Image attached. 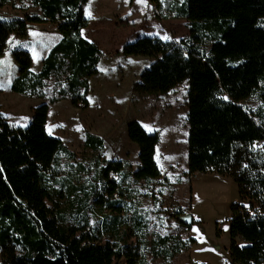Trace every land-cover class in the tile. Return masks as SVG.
<instances>
[{
    "label": "trees",
    "instance_id": "trees-1",
    "mask_svg": "<svg viewBox=\"0 0 264 264\" xmlns=\"http://www.w3.org/2000/svg\"><path fill=\"white\" fill-rule=\"evenodd\" d=\"M9 0H0V6ZM39 13L0 18V57L10 35L26 37L29 24L53 23L59 39L41 60L39 71H31L27 50L15 48L11 55L18 66L10 83L14 93L33 94L42 81L55 75L63 81L53 104L69 100L75 108L88 106L89 77L97 72L101 56L98 46L82 36L89 19L84 16L87 0H29ZM154 2V0H150ZM156 6H158L156 4ZM175 15L187 21L188 35L175 42L158 36H141L123 44L122 55L152 58L142 70L133 92L158 95L169 92L190 78L205 76L204 63L213 71L224 62H240L248 72L229 90L231 99L211 100L201 92L188 95L187 168L188 173H217L230 178L241 201H255L259 209L245 213L242 204L230 206L228 257L230 264H264V0H183ZM210 41L208 55L200 49ZM204 62V63H203ZM245 82H251L244 86ZM246 85V84H245ZM246 87L245 89H243ZM258 93L261 109L253 111L238 103L240 94ZM48 105L33 108L25 126L11 125L0 113V258L2 264H136V246L123 242H99L82 225L60 223L59 205L54 197L60 191L52 185L58 167L57 154L71 152L61 140L46 131ZM128 139L138 147V166L131 173L136 180L160 176L155 160L156 132H148L136 120L126 125ZM84 145L97 151L103 140L86 133ZM124 172V162L107 160L99 173L103 187L83 190V204L93 197L114 214L122 208L108 202L100 191L112 197L118 185L111 173ZM76 190L75 187L72 190ZM52 205H50V204ZM140 220L135 218L133 223ZM242 239L245 244L238 245ZM182 247L170 236H158L150 250L157 256L171 257ZM157 250V251H156ZM199 264V263H196Z\"/></svg>",
    "mask_w": 264,
    "mask_h": 264
},
{
    "label": "rangeland",
    "instance_id": "rangeland-1",
    "mask_svg": "<svg viewBox=\"0 0 264 264\" xmlns=\"http://www.w3.org/2000/svg\"><path fill=\"white\" fill-rule=\"evenodd\" d=\"M182 1L87 0L84 16L89 23L81 33L98 46L101 56L97 72L88 80L85 109L73 107L67 99L48 103L63 85L55 75L43 80L33 94L10 90V83L18 72L12 50H27L31 57L30 69L37 73L42 58L59 39L55 24L31 23L26 37L10 35L0 57V113L11 125L25 126L33 108L47 103L46 131L59 138L71 152L70 156L57 154L58 167L53 172L52 185L61 194L54 197L59 205L60 223L82 225L87 220V229L99 242H126L136 246L140 253L136 264H230L224 253L230 240V206L246 201L238 198L236 184L228 177L211 172L188 173V95L197 80L192 95L200 91L211 100L231 99L229 90L237 91L235 84L247 75L246 68L240 62H224L211 71L203 62L205 76L202 78L192 77L165 94L139 95L133 92L134 86L142 70L153 60L120 53L123 44L141 36L162 39L167 36L164 40L175 42L187 37V21L176 17L172 9ZM25 13L36 14L39 10L29 0H9L0 6V18L22 17ZM209 46L208 39L200 44L205 56ZM249 83L245 82L244 86ZM240 97L238 103L244 108L262 110L258 93L248 91ZM131 120L158 135L155 160L160 176L156 179L136 180L131 175L138 166V147L126 133V125ZM86 133L99 136L103 140L102 148L97 151L87 148ZM107 160L124 162V172L111 173L109 177L117 183L118 191L112 197L100 191L108 202L121 205L120 212L115 214L97 204L95 197L85 204L82 202V187L85 190L103 187L99 169ZM201 175L206 178L200 179ZM186 216L192 218L190 225L182 222ZM135 218L140 220L138 224L133 223ZM158 236H170L184 247L171 257L157 256L150 247ZM236 242L245 244L242 239ZM121 264H125L123 260Z\"/></svg>",
    "mask_w": 264,
    "mask_h": 264
},
{
    "label": "built area",
    "instance_id": "built-area-1",
    "mask_svg": "<svg viewBox=\"0 0 264 264\" xmlns=\"http://www.w3.org/2000/svg\"><path fill=\"white\" fill-rule=\"evenodd\" d=\"M250 203L253 205L254 210L257 211V210L259 209V205H258L255 201H251V202L246 201L245 204H242V208H243L242 210H243L245 213L252 215L253 210L251 209L252 207L250 206ZM224 253H225L226 255H228V251H227V249L224 251Z\"/></svg>",
    "mask_w": 264,
    "mask_h": 264
},
{
    "label": "water",
    "instance_id": "water-1",
    "mask_svg": "<svg viewBox=\"0 0 264 264\" xmlns=\"http://www.w3.org/2000/svg\"><path fill=\"white\" fill-rule=\"evenodd\" d=\"M182 222L186 225H190L192 222V218L190 216L183 217Z\"/></svg>",
    "mask_w": 264,
    "mask_h": 264
},
{
    "label": "snow or ice",
    "instance_id": "snow-or-ice-1",
    "mask_svg": "<svg viewBox=\"0 0 264 264\" xmlns=\"http://www.w3.org/2000/svg\"><path fill=\"white\" fill-rule=\"evenodd\" d=\"M138 2H141V3H143L144 2V0H138ZM87 15L89 16V18H91V12H88L87 13ZM164 39H168V37L167 36H165L164 37ZM147 127V126H146Z\"/></svg>",
    "mask_w": 264,
    "mask_h": 264
},
{
    "label": "crops",
    "instance_id": "crops-1",
    "mask_svg": "<svg viewBox=\"0 0 264 264\" xmlns=\"http://www.w3.org/2000/svg\"><path fill=\"white\" fill-rule=\"evenodd\" d=\"M37 24H39V23H37ZM40 24H41V23H40ZM204 177H205V175H201V176H200V179H201V178H204ZM205 178H206V177H205ZM200 179H199V180H200ZM205 181H206V180H205ZM229 219H230V218H229ZM228 223H229V220H228ZM228 246H229V244L226 246L227 249H228Z\"/></svg>",
    "mask_w": 264,
    "mask_h": 264
}]
</instances>
